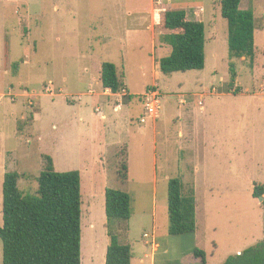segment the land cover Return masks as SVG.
Masks as SVG:
<instances>
[{"label":"rangeland","instance_id":"obj_1","mask_svg":"<svg viewBox=\"0 0 264 264\" xmlns=\"http://www.w3.org/2000/svg\"><path fill=\"white\" fill-rule=\"evenodd\" d=\"M222 1L0 0V225L5 174L18 172L20 188L36 194L50 156L56 171L81 172L82 264L106 262L108 187L132 197L119 225L132 264H200L195 249L222 264L264 240V200L254 196L264 185V0L241 2L255 13V64L234 59V85ZM173 8L205 21L202 70H160L171 48L159 25ZM107 61L126 84L120 93L102 84ZM154 91L156 118L145 109ZM177 177L194 191L196 229L171 235Z\"/></svg>","mask_w":264,"mask_h":264},{"label":"trees","instance_id":"obj_2","mask_svg":"<svg viewBox=\"0 0 264 264\" xmlns=\"http://www.w3.org/2000/svg\"><path fill=\"white\" fill-rule=\"evenodd\" d=\"M242 0H223L222 15L228 21L230 84L234 85L237 69L234 59H249L255 64V13L252 7L242 9ZM160 28L161 40L171 48L159 60L164 74L176 71L202 70L206 66V26L204 21L188 19L184 8L165 11ZM15 63V69H18ZM102 84L113 93L126 89L123 77L113 62L102 64ZM238 91L235 90V93ZM122 182L128 181V164L119 170ZM20 174L7 172L3 182V264H82V190L79 170L56 171L54 160L38 177L36 194L24 192L19 185ZM264 195V185L256 184L254 196ZM264 205V201L262 202ZM196 197L186 190L181 178L168 184L169 233L187 234L196 229ZM105 210L110 244L105 264H132V248L119 236L121 221L132 216V197L121 189L105 190ZM200 264H208L206 252L194 250ZM222 264H264V240L243 252L230 256Z\"/></svg>","mask_w":264,"mask_h":264},{"label":"built area","instance_id":"obj_3","mask_svg":"<svg viewBox=\"0 0 264 264\" xmlns=\"http://www.w3.org/2000/svg\"><path fill=\"white\" fill-rule=\"evenodd\" d=\"M160 108H161L160 93L158 91L151 92L150 95H148V99L145 104L147 116L156 118L160 113ZM141 122L145 123L146 117H142ZM145 237H149V235L146 233Z\"/></svg>","mask_w":264,"mask_h":264},{"label":"crops","instance_id":"obj_4","mask_svg":"<svg viewBox=\"0 0 264 264\" xmlns=\"http://www.w3.org/2000/svg\"><path fill=\"white\" fill-rule=\"evenodd\" d=\"M200 21H204L203 19H199ZM205 22V21H204ZM107 90H109V89H107ZM156 250H158V248L156 247ZM149 255L150 254H145V257L147 258V257H149ZM152 255V254H151ZM141 261H144V259H142ZM155 262H156V258H155V256L152 258V264H155Z\"/></svg>","mask_w":264,"mask_h":264},{"label":"water","instance_id":"obj_5","mask_svg":"<svg viewBox=\"0 0 264 264\" xmlns=\"http://www.w3.org/2000/svg\"><path fill=\"white\" fill-rule=\"evenodd\" d=\"M260 199L263 201V200H264V197H263V196H261V197H260Z\"/></svg>","mask_w":264,"mask_h":264}]
</instances>
